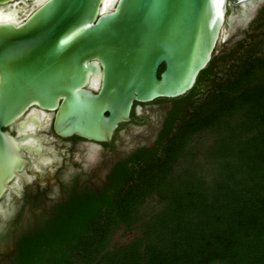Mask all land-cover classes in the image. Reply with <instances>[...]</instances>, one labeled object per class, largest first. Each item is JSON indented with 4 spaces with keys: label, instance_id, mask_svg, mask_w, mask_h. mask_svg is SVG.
Segmentation results:
<instances>
[{
    "label": "trees",
    "instance_id": "trees-1",
    "mask_svg": "<svg viewBox=\"0 0 264 264\" xmlns=\"http://www.w3.org/2000/svg\"><path fill=\"white\" fill-rule=\"evenodd\" d=\"M263 47L257 39L212 59L175 99L178 122L158 153L109 193L23 238L14 264H264ZM148 204L155 208L146 212ZM136 225L138 236L110 246L114 231Z\"/></svg>",
    "mask_w": 264,
    "mask_h": 264
},
{
    "label": "water",
    "instance_id": "water-1",
    "mask_svg": "<svg viewBox=\"0 0 264 264\" xmlns=\"http://www.w3.org/2000/svg\"><path fill=\"white\" fill-rule=\"evenodd\" d=\"M23 1L34 4L24 21L0 24V196L21 168L16 142L2 129L29 107L55 112L62 137L107 141L134 102L176 99L194 87L220 40L227 5L240 9L228 19L240 28L264 5L110 0L104 10L106 0Z\"/></svg>",
    "mask_w": 264,
    "mask_h": 264
},
{
    "label": "flooded vegetation",
    "instance_id": "flooded-vegetation-1",
    "mask_svg": "<svg viewBox=\"0 0 264 264\" xmlns=\"http://www.w3.org/2000/svg\"><path fill=\"white\" fill-rule=\"evenodd\" d=\"M33 8L32 2L23 0L0 5V24L17 25ZM226 9L212 56L215 60L232 51L240 52L264 36L260 31L264 27V5L243 28L236 24L231 27L228 22L229 16H236L240 9L229 5ZM179 107L175 99L134 102L128 121L119 123L109 140L101 142L58 135L53 127L56 113L36 105L3 128L16 142L21 168L7 184L10 190L0 196V264H14L23 238L44 230L76 204L109 193L128 172L137 171L156 155L169 126L175 129Z\"/></svg>",
    "mask_w": 264,
    "mask_h": 264
},
{
    "label": "rangeland",
    "instance_id": "rangeland-1",
    "mask_svg": "<svg viewBox=\"0 0 264 264\" xmlns=\"http://www.w3.org/2000/svg\"><path fill=\"white\" fill-rule=\"evenodd\" d=\"M260 31L264 32V27L261 28ZM259 38H261V40L264 43V36L262 35V37H259ZM220 48H221V45H219V49ZM263 50H264V47H263ZM232 64H233L232 61L226 62L225 64H220L219 69L217 70L218 77L219 78H226L231 71ZM209 143H210V138L207 135H205L196 141L195 148L200 150L199 152L201 153L202 149L207 147ZM206 169H209V167ZM204 172H206V171L204 170ZM154 208H155V206L153 204H148L146 206V212H149V211L153 210ZM138 235H139V231H138L137 225L130 227L129 230H127L125 228H121L119 230L114 231V233L112 234V236L110 238L109 244H110V246H123Z\"/></svg>",
    "mask_w": 264,
    "mask_h": 264
},
{
    "label": "bare ground",
    "instance_id": "bare-ground-1",
    "mask_svg": "<svg viewBox=\"0 0 264 264\" xmlns=\"http://www.w3.org/2000/svg\"><path fill=\"white\" fill-rule=\"evenodd\" d=\"M109 1H110V0H106V2H105V4H104V10L107 9ZM0 14H1V13H0Z\"/></svg>",
    "mask_w": 264,
    "mask_h": 264
},
{
    "label": "snow or ice",
    "instance_id": "snow-or-ice-1",
    "mask_svg": "<svg viewBox=\"0 0 264 264\" xmlns=\"http://www.w3.org/2000/svg\"><path fill=\"white\" fill-rule=\"evenodd\" d=\"M221 2H223V0H221Z\"/></svg>",
    "mask_w": 264,
    "mask_h": 264
}]
</instances>
